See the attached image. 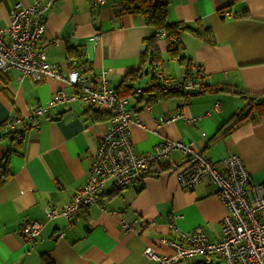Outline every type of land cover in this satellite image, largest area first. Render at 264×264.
<instances>
[{
	"label": "crops",
	"instance_id": "crops-1",
	"mask_svg": "<svg viewBox=\"0 0 264 264\" xmlns=\"http://www.w3.org/2000/svg\"><path fill=\"white\" fill-rule=\"evenodd\" d=\"M35 1L0 0V28L9 25L15 4ZM125 4L59 0L48 14L41 41L49 62L64 76L91 63L87 75L93 83L108 72L109 87L129 99L133 120L144 125L131 126L137 153H147L165 139L193 143L221 171L227 155L240 156L251 183L264 185V102L229 136L216 139L225 122L247 109V99L235 93L264 94V0H171L168 23L212 31V42L181 35L180 55L189 69L203 70L201 83L208 90L156 101H150L155 98L150 88L158 83L164 87L156 75L180 81L186 68L169 56L168 40L160 37L162 65L133 76L142 65L145 41L156 30L125 11ZM97 35L100 40L90 42ZM60 90L73 93L56 79L36 83L17 71L0 74V125L8 118L26 120L33 104L46 105ZM217 103L219 110L214 109ZM86 111L80 101L61 104L17 135L1 130L0 166L6 162V175L0 170V264H155L145 257L147 249L160 257L176 253L164 239L176 240L198 227L211 242L221 239L227 207L207 179L191 191L180 188L184 156L179 152L135 186L117 191L108 183L99 203L82 209L71 228L62 217L46 220L45 209H61L85 186L108 129V118L95 121ZM178 113L183 118L169 123ZM192 118L197 120L186 123ZM33 221L43 223V230L35 242L25 243L19 230ZM125 225H132V231Z\"/></svg>",
	"mask_w": 264,
	"mask_h": 264
},
{
	"label": "built area",
	"instance_id": "built-area-1",
	"mask_svg": "<svg viewBox=\"0 0 264 264\" xmlns=\"http://www.w3.org/2000/svg\"><path fill=\"white\" fill-rule=\"evenodd\" d=\"M92 1L97 6L106 2ZM58 2L36 0L27 6L22 3L14 5L9 25L0 28V74L17 71L22 78L29 77L36 83L47 78L56 79L73 88V93L60 90L46 105L33 104L26 120L8 118L0 125V132L3 130L6 134L17 135L35 126L33 121L55 111L58 105L75 101H80L87 109L105 112L109 117L108 129L99 140L85 186L61 209H45L46 220L62 217L66 220V228H71L82 209L99 203L108 183H112L117 191L135 186L153 175L156 166L179 152L184 156L178 173L180 188L191 191L207 179L216 187L218 198L227 207L222 237L211 242L203 228L198 227L191 232L180 233L176 240H162L163 244L175 247L174 255L160 257L154 250L147 249L145 257L155 264H264V185L251 183L240 156L227 155L222 160L225 170L221 171L196 150L193 143L165 139L153 150L137 153L131 140V126L144 125L133 120L128 109L129 99L120 97L116 90L109 87L108 72L101 73L93 83L87 75L92 68L91 63L73 68L64 76L57 65L49 62L41 41L46 32L48 14ZM159 36L166 38L167 34L161 32ZM99 40L97 35L90 42L97 43ZM203 76V70L196 67L186 69L180 81H172L161 73L156 78L163 82L166 91L193 94L204 91L201 83ZM214 109L219 110L220 104L217 103ZM181 118V114H174L168 122ZM196 120L185 121L191 124ZM124 227L130 231L133 229L132 225ZM42 230L43 223L33 221L24 224L19 235L25 243H33ZM63 236L64 232L61 233Z\"/></svg>",
	"mask_w": 264,
	"mask_h": 264
},
{
	"label": "trees",
	"instance_id": "trees-1",
	"mask_svg": "<svg viewBox=\"0 0 264 264\" xmlns=\"http://www.w3.org/2000/svg\"><path fill=\"white\" fill-rule=\"evenodd\" d=\"M235 2L236 0H232ZM171 0H126L125 11L133 13L142 17L145 23L148 26L153 27L156 30L155 36L145 41V51L142 55V65L136 73H132L134 77L140 75L148 74L149 72L156 71L162 63L161 53L158 49L157 41L160 38L159 34L161 32H166L168 40V53L169 56L180 62L186 69L190 68V63L186 61L184 57L180 54L184 50V46L181 41V35L183 33L191 34L192 36L203 38L212 42L213 35L210 28H204L199 26L197 29L190 28L183 23H168V15L170 11ZM223 11H220V14ZM243 18L247 17L242 15ZM155 77L153 76V80ZM207 88H204V91H207ZM225 89H220L218 92L224 91ZM151 92H154L155 98L150 101H156L160 99H170L174 97H182V94L190 95L188 93H183L181 91H166V89L161 86L159 83L154 84L150 88ZM217 91V90H216ZM120 97H124L118 93ZM241 96L242 98L247 99L249 105L231 117L224 125L219 129L216 139H223L229 136L243 121L250 118L251 111L253 108H258L262 106L264 102V94L259 95H250L245 92L235 93ZM86 114L95 121H98L102 118L107 119L109 115L102 111H97L93 108H89L86 111ZM2 175H6V162L4 161L3 165L0 166Z\"/></svg>",
	"mask_w": 264,
	"mask_h": 264
},
{
	"label": "water",
	"instance_id": "water-1",
	"mask_svg": "<svg viewBox=\"0 0 264 264\" xmlns=\"http://www.w3.org/2000/svg\"><path fill=\"white\" fill-rule=\"evenodd\" d=\"M248 105H249V103L246 104V106H248Z\"/></svg>",
	"mask_w": 264,
	"mask_h": 264
}]
</instances>
